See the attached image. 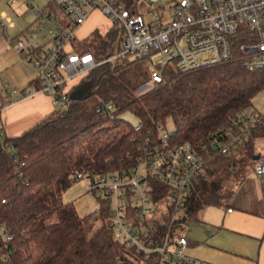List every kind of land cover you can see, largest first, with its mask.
Wrapping results in <instances>:
<instances>
[{
    "label": "trees",
    "instance_id": "1",
    "mask_svg": "<svg viewBox=\"0 0 264 264\" xmlns=\"http://www.w3.org/2000/svg\"><path fill=\"white\" fill-rule=\"evenodd\" d=\"M58 15L60 8L53 6ZM113 34L94 29L77 48L94 51L100 61L111 54ZM150 58L123 56L101 63L84 77L89 91L66 108H53L42 119L0 145V264H158L126 249L112 237L108 208L99 199L93 211L79 214L60 194L82 169L106 171L136 164L145 140L171 146L207 142L229 126L241 108L251 105L264 88V68L249 69L237 59L180 73L170 63L163 80L139 88L150 78ZM111 100L115 116L96 111ZM131 111L136 125L120 114ZM170 119L172 129L166 127ZM165 131L166 136L161 133ZM264 136V122L235 147L210 150L203 171L192 181L182 219L196 218L206 206L223 205L244 178L257 155L255 139ZM158 192L164 186L155 184ZM158 198V197H157ZM159 195L157 205L162 203ZM55 214L56 220L45 218ZM163 231L160 218L152 217ZM166 229V228H165ZM6 236H10L9 239Z\"/></svg>",
    "mask_w": 264,
    "mask_h": 264
},
{
    "label": "built area",
    "instance_id": "2",
    "mask_svg": "<svg viewBox=\"0 0 264 264\" xmlns=\"http://www.w3.org/2000/svg\"><path fill=\"white\" fill-rule=\"evenodd\" d=\"M24 1L38 26L36 33L8 35L7 28L13 22L3 13L0 28L21 58L34 67L38 90L50 96L54 107L66 108L72 100L71 91L96 66L123 56H147L154 64L149 80L139 91L161 82L170 61L180 73L233 59L249 69L264 68V0ZM53 6L60 8L63 15H58ZM93 11L108 21L106 29H98L101 34H113L111 54L100 61L94 51L76 46L84 40L76 36V30ZM155 55L159 59L153 61ZM260 92L264 94V88ZM30 94L27 87L16 88L6 105ZM1 110L2 105L0 116ZM96 111L105 118L116 114L111 100H101ZM263 122L264 107L252 102L240 109L229 126L212 133L207 142L165 146L146 138L144 156L136 164L106 171L82 169L72 173L69 181L84 177L90 180L88 190L108 208L112 237L126 249L147 259L154 256L158 264H213L185 252L188 242L182 235L181 219L190 185L203 171L211 149L225 152L235 147ZM161 135L165 137L166 132ZM4 136L0 121L1 146ZM254 172L264 174V158L256 161ZM157 182L165 191L158 192ZM159 195L163 201L157 205ZM154 216L164 225L162 232L150 220Z\"/></svg>",
    "mask_w": 264,
    "mask_h": 264
},
{
    "label": "crops",
    "instance_id": "3",
    "mask_svg": "<svg viewBox=\"0 0 264 264\" xmlns=\"http://www.w3.org/2000/svg\"><path fill=\"white\" fill-rule=\"evenodd\" d=\"M0 13L9 17L2 0ZM37 29L32 20L18 27L13 23L7 33L17 36L36 33ZM34 74V67L21 58L0 28V121L9 137L19 135L54 108L50 96L38 90ZM25 87L31 91L29 96L6 105L11 91ZM263 139L264 136L255 139L259 158H264ZM258 159L246 170L243 180L231 189L232 195L223 205L206 206L184 226L182 235L188 242L187 255L213 264H264V174L258 176L254 172Z\"/></svg>",
    "mask_w": 264,
    "mask_h": 264
},
{
    "label": "rangeland",
    "instance_id": "4",
    "mask_svg": "<svg viewBox=\"0 0 264 264\" xmlns=\"http://www.w3.org/2000/svg\"><path fill=\"white\" fill-rule=\"evenodd\" d=\"M4 5L9 10L10 20L15 24L16 27L26 24L34 20L32 12L27 8V3L24 0H18L16 2H6V0H2ZM42 3V1H37ZM108 26V21L105 16L100 14L98 11H93L87 19L84 21L82 25L78 27L76 30V36L79 38H85L90 32L94 29L104 30ZM159 59L157 55L153 56V61ZM154 64L150 62V66L152 67ZM83 86H86L84 81H81ZM80 83V84H81ZM261 91V90H260ZM258 92L253 97V104L259 108L264 107V94L263 92ZM55 108H59V106H55ZM120 116L130 122L133 125H136L138 120L136 116L129 110H124L121 112ZM167 129L171 130L173 125L170 119L166 121ZM264 139L261 141V143ZM90 186V180L87 177L76 180L75 182L70 183L60 194V197L63 202L71 201L75 209L79 214H84L89 211H93L99 205V198L95 196V194L88 190ZM56 220V215L52 214L45 218L46 223H51ZM193 221V218H189L184 222V226ZM184 228V227H183Z\"/></svg>",
    "mask_w": 264,
    "mask_h": 264
},
{
    "label": "water",
    "instance_id": "5",
    "mask_svg": "<svg viewBox=\"0 0 264 264\" xmlns=\"http://www.w3.org/2000/svg\"><path fill=\"white\" fill-rule=\"evenodd\" d=\"M89 91V85L86 84V86H83L82 83L78 84L72 91H71V98L76 99L80 98L82 95L84 96ZM259 155H255L254 159H258Z\"/></svg>",
    "mask_w": 264,
    "mask_h": 264
}]
</instances>
